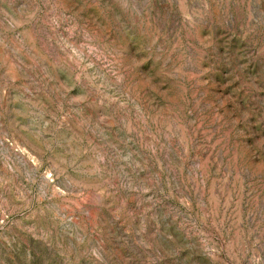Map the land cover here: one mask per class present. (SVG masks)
<instances>
[{
    "label": "rangeland",
    "instance_id": "374dc122",
    "mask_svg": "<svg viewBox=\"0 0 264 264\" xmlns=\"http://www.w3.org/2000/svg\"><path fill=\"white\" fill-rule=\"evenodd\" d=\"M0 264H264V0H0Z\"/></svg>",
    "mask_w": 264,
    "mask_h": 264
}]
</instances>
